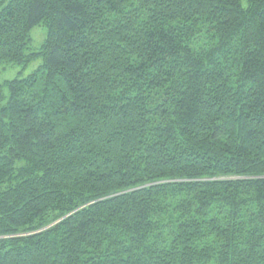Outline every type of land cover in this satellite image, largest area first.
I'll return each mask as SVG.
<instances>
[{
    "label": "trees",
    "instance_id": "obj_1",
    "mask_svg": "<svg viewBox=\"0 0 264 264\" xmlns=\"http://www.w3.org/2000/svg\"><path fill=\"white\" fill-rule=\"evenodd\" d=\"M38 58L0 83V264H264V0H0V69Z\"/></svg>",
    "mask_w": 264,
    "mask_h": 264
},
{
    "label": "rangeland",
    "instance_id": "obj_2",
    "mask_svg": "<svg viewBox=\"0 0 264 264\" xmlns=\"http://www.w3.org/2000/svg\"><path fill=\"white\" fill-rule=\"evenodd\" d=\"M48 29L45 24L36 25L31 30V42H30V50L36 51L39 50L44 44L47 37ZM43 60L42 58H38L27 66H22L19 64H6L3 65L0 69V83H4L7 80H13L15 78H24L35 71L41 64ZM3 94L5 95V99L2 104H5L9 98V90L7 88H3Z\"/></svg>",
    "mask_w": 264,
    "mask_h": 264
}]
</instances>
